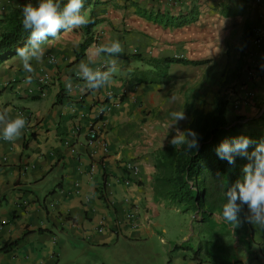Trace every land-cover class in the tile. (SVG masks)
Instances as JSON below:
<instances>
[{
    "label": "crops",
    "instance_id": "crops-1",
    "mask_svg": "<svg viewBox=\"0 0 264 264\" xmlns=\"http://www.w3.org/2000/svg\"><path fill=\"white\" fill-rule=\"evenodd\" d=\"M29 2L36 0H0V33L4 19ZM92 8L100 22L91 33L79 27L49 38L32 73L17 53L0 61V114L27 122L18 140H0V247L18 240L0 251V264H112L108 250L123 242L143 243V257L162 264H264V230L246 221V205V234L229 251L215 249L217 260L195 249L202 242L184 247L197 235L193 219L188 234L173 232L166 218L179 209L155 191L161 151L176 128L185 130L195 94L212 79L235 82L244 98L252 91L241 123L263 128L264 0H93L83 14ZM113 40L124 49L117 71L107 86L87 89L78 65L91 60L94 70H107L113 57L93 53ZM173 57L200 63L172 62L167 77L155 75L149 62ZM174 111L186 118L169 129ZM92 123L101 128L89 144Z\"/></svg>",
    "mask_w": 264,
    "mask_h": 264
},
{
    "label": "trees",
    "instance_id": "trees-1",
    "mask_svg": "<svg viewBox=\"0 0 264 264\" xmlns=\"http://www.w3.org/2000/svg\"><path fill=\"white\" fill-rule=\"evenodd\" d=\"M93 0H86L82 13ZM22 7L14 9L5 19L3 30L0 33V61L17 53V49L25 45L28 32L22 27ZM90 21L81 26L85 33L100 22L94 8L90 10L87 17ZM63 31V30H61ZM60 31V32H61ZM249 34V33H248ZM90 43L87 39L81 44L80 52ZM172 62L198 64L197 61H188L181 57L165 58L162 61H150L155 75L160 78L168 76L169 65ZM146 73L143 74V80ZM154 81V80H153ZM228 99L218 97L212 110L193 114L191 121L185 130H194L199 136V150L186 152L182 148H175L169 144L160 153L156 162L157 169L161 172L159 178L155 179V191L177 209L183 212L195 214L194 220L204 226L203 234L208 239L207 243H199L198 249H205L215 259H222L215 255L212 243L219 238H229L232 235H240L243 232L244 210L239 214L240 223L235 226L224 222L221 218L223 205L226 203L225 193L237 180L242 179L243 166L249 161L246 158L236 157L235 164L229 165L226 160H221L216 154L217 146L224 139H231L241 135L259 142L264 139V126L261 129H247L239 118H228ZM184 130V131H185ZM255 145L249 147V152ZM219 215L220 220L216 219ZM18 240L5 243L0 251H6ZM209 243L211 246H209ZM208 247V248H207ZM220 253L224 249L216 248ZM218 252V253H219Z\"/></svg>",
    "mask_w": 264,
    "mask_h": 264
},
{
    "label": "clouds",
    "instance_id": "clouds-1",
    "mask_svg": "<svg viewBox=\"0 0 264 264\" xmlns=\"http://www.w3.org/2000/svg\"><path fill=\"white\" fill-rule=\"evenodd\" d=\"M86 0H36L35 5L29 2L22 7V27L28 32L25 45L17 49L23 70L32 73V61L39 62L44 55L42 47L45 41L55 39L61 30L69 31L90 23L82 13ZM124 49L119 40H113L108 45H101L95 49L93 55L102 54L113 57L106 65L107 70H94L89 62L78 65L77 75L85 82L89 90H98L107 86L117 71L116 59ZM264 70V64L260 65ZM30 82V81H29ZM71 88V85H68ZM183 112L174 111L170 114L169 129L175 127L179 121L184 120ZM26 120L22 116L9 117L7 112L0 114V140L14 142L18 140ZM170 144L175 148H182L186 152L198 151L199 136L191 129L181 131L175 129V134L170 139ZM255 145L249 152V147ZM216 154L221 160H226L229 165L235 164L236 157L246 158L249 162L243 166L242 179L228 189L225 193L226 203L223 205L221 218L224 222L237 226L240 223L239 214L243 206H247L248 223L264 230V139L256 142L247 136L241 135L230 140L224 139L216 148Z\"/></svg>",
    "mask_w": 264,
    "mask_h": 264
},
{
    "label": "rangeland",
    "instance_id": "rangeland-1",
    "mask_svg": "<svg viewBox=\"0 0 264 264\" xmlns=\"http://www.w3.org/2000/svg\"><path fill=\"white\" fill-rule=\"evenodd\" d=\"M182 17H170V20L178 21ZM65 32V31H63ZM234 37L231 38V43L233 44ZM4 63V62H3ZM228 77V76H227ZM235 82L226 80V81H218L216 79H212L210 82H208L207 86L200 87L194 96V110L193 114L198 112H207L210 111L213 106L216 98L218 96H222L226 98V95L229 93L232 94V99H229L231 101L230 109H229V118L235 119L239 118L240 122H242L244 115L240 113V110L242 111H248L249 108V102L248 98L249 95L247 92L246 98L243 96L238 95L235 92ZM202 88V89H201ZM192 114V117H193ZM192 117H188V123L191 120ZM194 217H196L195 214H191L190 212H183L179 209L178 212L174 211L169 214V216L166 218V224L169 225L173 232H177L178 234H188L190 231V223L189 221L193 219L192 225L194 226L195 232L197 231V235L195 237V241L193 238H188L186 241L183 242L184 247L189 246L192 247L193 243L198 244L199 242L207 243L208 239L205 234H203L205 227L200 226L199 223H197L194 220ZM216 219H219V216H216ZM199 229V230H198ZM157 233L156 235H158ZM236 239V235H232L230 238H219L218 240H215L213 245V248L216 249L219 247L220 249H224V251H229L233 249L232 245L234 240ZM207 241V242H206ZM154 248L160 247L162 249V246L158 244V241L153 242ZM192 244V245H191ZM208 244V243H207ZM209 243V246H211ZM153 246V245H152ZM113 250L109 249L108 254L106 255V260L112 264H162V259L159 260H146L145 257H143L144 254V244L138 243V242H123L118 243V245L113 246ZM198 246H195V249H197ZM208 248V247H207ZM157 251V248H156ZM235 253V251H233ZM102 257L101 254H98L96 256V259H100ZM100 264H107V263H100Z\"/></svg>",
    "mask_w": 264,
    "mask_h": 264
},
{
    "label": "built area",
    "instance_id": "built-area-1",
    "mask_svg": "<svg viewBox=\"0 0 264 264\" xmlns=\"http://www.w3.org/2000/svg\"><path fill=\"white\" fill-rule=\"evenodd\" d=\"M5 9V5L1 4L0 3V11H3ZM253 43L255 46L259 47L260 46V43H261V38L259 36V32L256 31V33L254 34V39H253ZM250 95H254V93L251 91L249 92ZM112 95L111 93H108V96ZM101 128V125H97V124H94L92 123L91 126H90V130L88 131V143L89 144H92L93 142H95L98 138V132ZM7 160V157L6 156H2V161L3 162H6ZM126 167L127 169L135 176L138 175V172H139V168L138 166H136L135 164L131 163V162H127L126 163ZM127 183L129 182L128 180L126 181ZM133 216V214H129L128 217H131Z\"/></svg>",
    "mask_w": 264,
    "mask_h": 264
}]
</instances>
